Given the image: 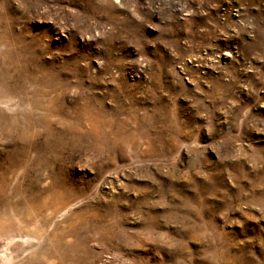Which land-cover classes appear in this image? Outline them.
Wrapping results in <instances>:
<instances>
[{
  "label": "rangeland",
  "instance_id": "obj_1",
  "mask_svg": "<svg viewBox=\"0 0 264 264\" xmlns=\"http://www.w3.org/2000/svg\"><path fill=\"white\" fill-rule=\"evenodd\" d=\"M0 264H264V0H0Z\"/></svg>",
  "mask_w": 264,
  "mask_h": 264
},
{
  "label": "bare ground",
  "instance_id": "obj_2",
  "mask_svg": "<svg viewBox=\"0 0 264 264\" xmlns=\"http://www.w3.org/2000/svg\"><path fill=\"white\" fill-rule=\"evenodd\" d=\"M9 262L12 260V255L8 256Z\"/></svg>",
  "mask_w": 264,
  "mask_h": 264
}]
</instances>
